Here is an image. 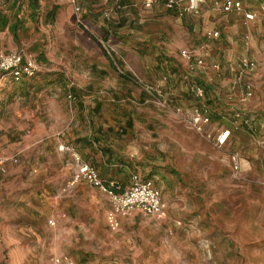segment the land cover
<instances>
[{"label": "rangeland", "instance_id": "rangeland-1", "mask_svg": "<svg viewBox=\"0 0 264 264\" xmlns=\"http://www.w3.org/2000/svg\"><path fill=\"white\" fill-rule=\"evenodd\" d=\"M216 1L222 0H205L189 26L214 23ZM242 1L258 14L257 22H236L249 43L245 58L257 63L254 93L241 102L232 90L217 107L227 114L230 103L243 104L264 131V11L257 0ZM39 4L34 16L27 0H0V18L9 20L5 27L0 20V54L22 52L37 66L21 82L0 74V157L7 160L0 169V264H264V147L222 115L216 121L234 133L230 145L216 147L189 122L193 98L164 89L176 10L122 7L120 0H76L80 12L64 0ZM122 14L128 24L121 37L107 35L108 21L118 24ZM197 38L191 30L176 35L195 48L203 42ZM183 49L195 50L181 48L179 56ZM184 61L185 73L195 77L199 68ZM82 102L86 108L101 105L99 123H126L125 115L134 113L143 127L126 137L125 151L136 149L160 165L163 178L156 184L167 204L164 219L133 213L121 216L113 230L108 195L85 180L72 184L73 163L58 151V141L72 140L84 120ZM237 151L239 172L232 160Z\"/></svg>", "mask_w": 264, "mask_h": 264}, {"label": "crops", "instance_id": "crops-1", "mask_svg": "<svg viewBox=\"0 0 264 264\" xmlns=\"http://www.w3.org/2000/svg\"><path fill=\"white\" fill-rule=\"evenodd\" d=\"M204 1L205 0H201L199 2V9L197 11L185 12L183 10V6H188L190 4L189 0H183L181 6L174 9L178 15L177 22L179 25L173 28L171 34L174 38L167 44V51L171 54L166 60L167 69L166 76L164 77V80L166 81L162 83H165L164 89H166L172 96L190 95L194 100V102H192V107L195 104H198V102L189 92L188 81L185 79V74L191 76L193 81H197L205 87L207 85L206 104L210 108L213 115L217 114L220 116L221 114L217 107V101L231 99V96L228 93L234 90L233 86L237 74L238 63L249 55V43L237 33L238 28H236V22H241L240 26H243L246 22H257L258 14L247 5H245L246 9L255 12L257 14V19L248 20L245 17V13L242 11L225 13L220 9V5L223 0L220 3L216 1V4L212 9L213 12H215L213 20L214 23H210L207 28L190 27V16L195 17L200 14ZM257 1L260 2L261 10L264 0ZM138 3H140V5L147 10L153 8L157 9L158 6L162 4L169 9L166 6L165 0H162L150 7L144 6L142 0H120L122 7H136L135 5H138ZM203 17V22H206V16L204 13ZM119 21L120 22L118 24L108 21L106 26L107 31H105V33L111 36L110 33L113 31L116 34L114 37H121L120 30L127 26L128 18L122 14ZM233 26L235 28H232ZM101 30L104 31L105 28H102ZM190 30L195 32V35L198 36V40L201 39L203 41L198 42V46L196 48L192 47L193 44H188V40L184 42L183 39L181 41H177L176 39V35L185 36L189 34ZM123 33L124 31L122 34ZM188 45H191V47H188ZM181 48L195 49L197 53L204 56L207 64L219 62L221 64V70L217 71L212 67L201 68V66L196 65L199 70H196L195 77L192 73H185V59L181 58V56L177 54ZM177 73L181 76L180 83L175 78ZM229 85L232 87L231 89H229ZM79 108L81 109L80 115L84 116V120L82 122H77L78 124H76V130H74L72 134L73 141L69 139L68 142L61 140L58 141V151L69 156V159L73 163L74 174L77 171V163L74 159L73 151L77 152L84 161L94 166L100 177L106 182L115 181L116 177L119 179V183L122 181L123 183L120 184L124 188H127L132 184V175L134 172H137L144 179L153 181L155 186L160 189L163 194L162 189L156 184V180H158L159 177L163 178V176H161L162 173L156 170V168L160 165L157 166V164H154L153 162H147L146 157H140V153L136 149L130 152V150L127 151L126 148L125 151L126 145L124 142L126 141V137L129 134H132L134 127H143L134 121V113L125 115L126 123L117 122L116 124H108L103 122L99 123L96 120V117L102 115L103 113L101 105L98 107L86 108L82 102ZM119 117L122 116L120 115ZM77 125L79 127H77ZM145 125L150 128V124ZM150 130L149 132H152V134L149 135H153L155 133V129L153 128V131ZM142 138L143 136L140 135V142L142 141ZM231 142L232 141H230L228 145H230ZM66 147L71 150L66 149ZM145 150H147V148H145ZM171 171L174 172L173 170ZM110 173L115 175H108ZM105 176L112 178H106ZM153 179H155V181ZM90 185L98 190H101L99 187L92 184Z\"/></svg>", "mask_w": 264, "mask_h": 264}, {"label": "built area", "instance_id": "built-area-1", "mask_svg": "<svg viewBox=\"0 0 264 264\" xmlns=\"http://www.w3.org/2000/svg\"><path fill=\"white\" fill-rule=\"evenodd\" d=\"M64 1L73 4L76 11H81V8L76 4V0ZM142 1L144 6L150 7L162 0ZM165 1L166 6L169 9H175L178 6H181L183 0ZM189 1L190 4L188 6H183V10L185 12L197 11L201 0ZM220 9L225 13L242 11L245 13V17L248 20L257 19V14L247 10L242 0H223ZM261 9L264 11V4ZM181 56L187 62L196 64L197 66L212 67L217 71L221 70V64L219 62L207 64L204 56L197 53L196 50L183 49L181 51ZM256 70L257 63L252 59L244 58L238 63L233 88L234 90L237 89L239 91L241 102H244L253 96L254 85L252 78L256 73ZM36 73V62H34L29 56H26V54L22 52L20 54H0V74L3 78L10 75V78H12L13 81L20 82L25 77H33ZM185 79L188 81L190 94L198 102V104H195L192 107L189 115V122L192 128L201 136L211 141L216 147L222 148L227 146L233 138L234 131L213 120V114L206 104V87L197 81H193L189 75H185ZM1 87L2 84L0 83V92L2 90ZM157 91L161 94V89ZM164 106H166V104H164ZM228 112L229 113L227 114L220 113L223 119H227L226 117L230 116L232 125L235 129H246L251 139L258 146L264 147V131L259 130L255 118L243 104L239 105L236 103H230ZM66 149L69 148L66 147ZM73 156L77 163V171L72 184H75V182L79 180H85L88 183L99 187L108 195L111 202V208L108 211L107 220L111 229L117 230L120 227L121 216L131 215L133 213H141L145 216L158 219H164L167 216V204L161 190L155 186L153 181L144 179L139 173H134L132 175V184L127 188H123V186L117 181H111L109 183L104 181L100 177L97 169L90 163L84 161L77 152L73 151ZM11 160L15 162L17 161L15 158H12ZM232 160L234 169L239 172L242 166L240 152H234L232 154ZM6 161L7 160H3L0 157V169L2 171H5L4 168ZM57 261L60 262L61 259H58ZM67 262L71 264L69 260H67Z\"/></svg>", "mask_w": 264, "mask_h": 264}, {"label": "trees", "instance_id": "trees-1", "mask_svg": "<svg viewBox=\"0 0 264 264\" xmlns=\"http://www.w3.org/2000/svg\"><path fill=\"white\" fill-rule=\"evenodd\" d=\"M28 1V4L30 5V7H31V10H32V13H33V15L34 16H37L38 15V9H39V7H40V4H39V0H27ZM17 2H20V0H17ZM57 13H58V7H54L52 10H50L49 12H48V17H50V22L51 23H53L54 21H55V19H56V16H57ZM0 20H1V22L3 23V27H5V26H7L8 25V19L6 18V17H4V16H1V18H0ZM11 30H12V32H13V34H17V31H18V28H19V21H18V19H16V24H14V25H12L11 27ZM111 34V36H116V34H115V32H113L112 31V33H110ZM106 56L108 57V59H109V62H110V64L116 69L117 68V64H115V62H114V60L112 59V57L111 56H109L108 54H106ZM120 64L121 65H123V63L120 61ZM122 75V74H121ZM123 76V75H122ZM125 77V76H124ZM26 78H29V77H25V78H23L22 79V81L24 80V79H26ZM125 79H127V77L125 78ZM13 80V79H12ZM21 82V81H20ZM205 87V86H204ZM208 88V86L206 85V89ZM210 89H212V88H210ZM213 117V120H218V119H222L221 118V116H219V115H213L212 116ZM109 182H111V181H109ZM109 182H107V183H109ZM124 188V187H123Z\"/></svg>", "mask_w": 264, "mask_h": 264}]
</instances>
